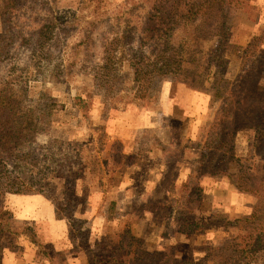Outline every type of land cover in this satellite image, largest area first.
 Listing matches in <instances>:
<instances>
[{"label": "rangeland", "instance_id": "obj_1", "mask_svg": "<svg viewBox=\"0 0 264 264\" xmlns=\"http://www.w3.org/2000/svg\"><path fill=\"white\" fill-rule=\"evenodd\" d=\"M47 1L0 0V45L14 28L22 31L21 41L29 27L48 18L49 8L54 11L50 13L53 26H67L65 51L53 54L61 70L52 65L21 70L28 85L22 88L23 94L38 98L48 91L64 105L54 112L50 126L36 133L34 156L40 165L27 169L26 181L38 182L40 175L56 172L65 176L46 182L47 192L2 189L0 212L10 229L23 233L27 227L31 232L2 235L1 264H135L122 244L128 225L133 232L127 237L140 246L143 243L144 255L160 249L170 255L171 264H221L214 252L197 250L199 245L226 248L225 241L236 238L238 242L243 232L224 227L226 220L217 216L202 234L177 233L183 225L178 211L194 217L186 197L196 184L203 188L197 220H208L213 213L232 220L242 212L252 213V203L257 204L255 194L237 191L233 180L218 169L245 170L264 183V0H244L245 6L231 7L232 27L225 40L231 47L223 61L220 50L213 54L221 44L217 21L202 19L190 41L187 63L180 73L163 80L152 104L137 93L144 64L136 56L137 43L131 44L129 38L117 49L120 71L128 80L123 88L104 94L94 93L93 86L101 64L102 37L111 41L117 30L125 28L136 33L152 30L148 25L155 14L149 7L129 3L119 7L126 0H109V25L101 23L95 41L75 53L85 11L79 10L78 0H53L52 7ZM187 11L184 7L182 14ZM254 35L253 46L244 52ZM28 46L32 52L41 44L36 49ZM89 52L88 67L81 70L76 64L87 59ZM31 57L33 63L48 58L44 51ZM68 57L75 62L73 68L61 67ZM4 65L2 71H6ZM256 124L262 131L253 128ZM103 135L121 142L124 157L120 161L100 149L98 139ZM76 162L77 174L70 175ZM99 168L102 174L96 172Z\"/></svg>", "mask_w": 264, "mask_h": 264}, {"label": "trees", "instance_id": "obj_2", "mask_svg": "<svg viewBox=\"0 0 264 264\" xmlns=\"http://www.w3.org/2000/svg\"><path fill=\"white\" fill-rule=\"evenodd\" d=\"M77 6L79 10L85 11L86 16L83 18V23H80L83 34H80L78 42L73 46L75 53L80 51L79 47L89 45L95 41L94 35L98 34L101 23H105L108 26V19H111V7L109 0H78ZM189 0H126L121 3L119 7H122L129 3V5H140L142 9L149 7L155 14L153 20L150 21L151 25L149 29L142 30L140 33H136L134 29L117 30L115 36L109 41L107 37H102V43L99 53L100 68L99 72L93 77L94 93L108 94L112 91L121 90L128 80L123 77L120 71L119 60H117V49L119 44L124 39L129 38L132 43H137L136 56L141 59V63L144 67L143 79L139 83L137 93L143 99H147L148 102L156 103L160 86L164 79L173 77L180 73L184 65L187 63L188 51L190 41L196 36V31L199 28L202 19L207 17L214 18L217 21V31L221 44L215 49V54L220 50V57L222 61L226 52L230 49L225 40L228 42L229 29L232 24L228 19L229 10L231 7L245 6L244 0H193L190 6H187ZM47 6H53V0L46 2ZM114 6V5H113ZM184 7H187L186 15L182 14ZM248 9L247 12H251ZM48 18H44L41 23H37L33 28L29 27L26 35H24L21 41L22 31L13 29L10 33L9 39L3 41L0 45V196L3 197V188H6L9 192L19 193L22 192H38L46 191L47 187H43L46 182H53L57 177L65 176V172H56L55 174L39 176L38 182H27L26 172L29 167L36 168L40 165L38 158L34 156L36 147L34 146V140L36 133L39 129L50 126L54 112L58 108H64L62 103L56 102L51 93L48 91H42L38 98L27 96L21 92L22 88L28 89L26 78L21 70H29L31 66L34 69H43V66H55L58 70H61L58 65L54 63L53 54L61 53L65 51L64 33L67 32L66 25H62L56 29L53 26L50 13H54L53 9L48 10ZM51 23V24H50ZM149 23V24H150ZM22 24V23H21ZM29 26V24H27ZM22 27V26H21ZM122 30V31H121ZM130 32L128 34L127 31ZM95 33V34H94ZM264 34V31H262ZM260 33V34H262ZM259 34V35H260ZM253 38L245 45V51H248L250 46H253ZM18 41V55L20 61L18 62V56L15 54V46ZM41 44V46H40ZM230 44V43H229ZM25 45V47H21ZM38 50L29 51V46ZM87 50L89 46H86ZM44 51V56L48 57L45 61L39 63H33L31 55L39 54ZM8 58H3L4 55ZM86 56L87 59L80 61L78 67L82 70L87 69L88 59H90L91 53ZM95 56V55H94ZM213 57L211 55L210 59ZM144 60V62H143ZM68 57V61L62 63L63 68H73L75 62H71ZM75 61V60H73ZM6 71H2L5 67ZM212 60H210L209 66L211 67ZM37 66V68H36ZM58 66V67H57ZM19 68V71L17 69ZM23 76V77H22ZM225 82H230L229 79H223ZM133 82V81H132ZM127 90H130L127 87ZM232 92L235 90L231 88ZM130 92V91H128ZM257 132L262 131V127L258 124L253 127ZM256 132V133H257ZM105 136V141L102 139ZM258 136V134H257ZM99 137V143H101V150H105L111 157L120 158L124 157L122 154L123 146L120 141L108 138L107 135ZM224 144L221 143V147ZM45 150V149H42ZM259 150H261L259 148ZM257 152L258 148H257ZM227 164V163H226ZM84 165V163H82ZM22 168V169H21ZM222 174H227L232 182L236 186L237 191L241 193L251 192L257 197V204L252 203L253 212L237 214L234 219H229L227 215H220L219 213L211 215L210 219H196L197 209L202 202L203 188L196 184L189 192L187 199L189 213L194 217H190L185 210L178 211V221L182 222L177 228V233H183L188 230L189 235H199L204 233L207 228L214 222L218 216L221 219H225L226 223L224 227L230 225L235 228H239L243 235H240V239L236 242L228 241L225 243L227 247L223 245L211 244L208 246L199 245L197 250L214 252L215 256L221 262V264H264V186L263 182L258 181L254 173H249L245 170L243 172H228L226 169H218ZM77 162L69 169L70 175L77 174ZM96 172L103 173V169H96ZM39 175V172L38 174ZM256 178L253 187H249L251 181ZM263 183V184H262ZM8 188V189H7ZM47 192V191H46ZM71 192H76L74 189ZM254 205V206H253ZM208 222H207V221ZM187 229H185V228ZM11 234H26L28 235L29 228H25L23 233L19 231H12L10 229V223L7 218L4 217L3 211L0 212V238L7 232ZM18 232V233H16ZM130 232H133L129 228V225L124 229V238L122 244L124 249H128L130 253V261L132 263L140 264H171L172 259L165 250H154L150 256L143 248L145 246L141 243V246L136 243L131 236H128ZM35 241V239H32ZM4 247L0 245V250ZM142 251L141 254H139ZM204 254H206L204 252ZM1 264V262H0Z\"/></svg>", "mask_w": 264, "mask_h": 264}]
</instances>
